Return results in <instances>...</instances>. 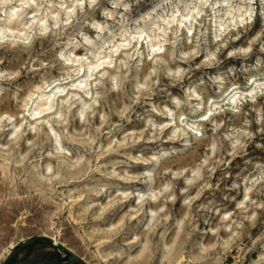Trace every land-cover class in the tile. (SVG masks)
Instances as JSON below:
<instances>
[{"label":"clouds","instance_id":"1","mask_svg":"<svg viewBox=\"0 0 264 264\" xmlns=\"http://www.w3.org/2000/svg\"><path fill=\"white\" fill-rule=\"evenodd\" d=\"M264 264V0H0V264Z\"/></svg>","mask_w":264,"mask_h":264},{"label":"water","instance_id":"2","mask_svg":"<svg viewBox=\"0 0 264 264\" xmlns=\"http://www.w3.org/2000/svg\"><path fill=\"white\" fill-rule=\"evenodd\" d=\"M38 240H47L52 244V241L47 238H43L39 235H35L31 238L30 241L27 243H21L14 247V249L7 254L5 259L3 260V264H9V262L26 246H29L31 244H35ZM57 248H60L64 250L67 255L65 256L64 260H55V259H49L44 257H28L24 259H18L10 264H85V258L75 251H73L69 247L64 246H55Z\"/></svg>","mask_w":264,"mask_h":264},{"label":"rangeland","instance_id":"3","mask_svg":"<svg viewBox=\"0 0 264 264\" xmlns=\"http://www.w3.org/2000/svg\"><path fill=\"white\" fill-rule=\"evenodd\" d=\"M35 236V235H34ZM79 255L83 256L78 248L69 247ZM67 253L51 244L47 240H38L35 244H31L23 248L10 262H14L18 259H24L28 257H44L55 260H64ZM7 254L3 256V260ZM84 257V256H83ZM77 264V263H76Z\"/></svg>","mask_w":264,"mask_h":264}]
</instances>
